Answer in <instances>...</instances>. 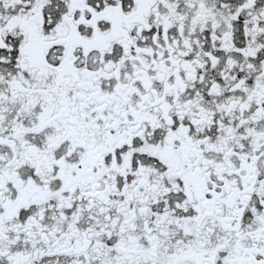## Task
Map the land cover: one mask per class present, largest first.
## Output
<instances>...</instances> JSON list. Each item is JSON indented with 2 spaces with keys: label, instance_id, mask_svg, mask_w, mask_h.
<instances>
[{
  "label": "snow or ice",
  "instance_id": "6c2138e0",
  "mask_svg": "<svg viewBox=\"0 0 264 264\" xmlns=\"http://www.w3.org/2000/svg\"><path fill=\"white\" fill-rule=\"evenodd\" d=\"M0 264H264V0H0Z\"/></svg>",
  "mask_w": 264,
  "mask_h": 264
}]
</instances>
